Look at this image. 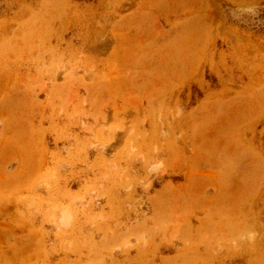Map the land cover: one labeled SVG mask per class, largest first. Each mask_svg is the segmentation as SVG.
Wrapping results in <instances>:
<instances>
[{
	"label": "rangeland",
	"instance_id": "1",
	"mask_svg": "<svg viewBox=\"0 0 264 264\" xmlns=\"http://www.w3.org/2000/svg\"><path fill=\"white\" fill-rule=\"evenodd\" d=\"M0 264H264V0H0Z\"/></svg>",
	"mask_w": 264,
	"mask_h": 264
}]
</instances>
